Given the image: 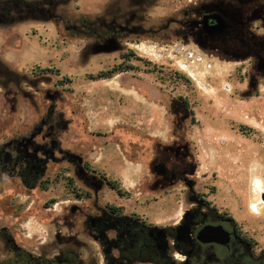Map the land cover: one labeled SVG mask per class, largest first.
Segmentation results:
<instances>
[{
	"label": "rangeland",
	"instance_id": "374dc122",
	"mask_svg": "<svg viewBox=\"0 0 264 264\" xmlns=\"http://www.w3.org/2000/svg\"><path fill=\"white\" fill-rule=\"evenodd\" d=\"M211 1L0 0V232L34 254L71 244L105 263L89 216L147 200L153 217L177 219L181 165L194 163L187 178L234 217L260 197L250 182H264V19L230 1L212 33L257 32L261 51L213 43L201 25ZM120 64L129 69L90 77ZM174 144L189 159L165 154ZM259 203L239 222L264 244Z\"/></svg>",
	"mask_w": 264,
	"mask_h": 264
},
{
	"label": "flooded vegetation",
	"instance_id": "af4514ba",
	"mask_svg": "<svg viewBox=\"0 0 264 264\" xmlns=\"http://www.w3.org/2000/svg\"><path fill=\"white\" fill-rule=\"evenodd\" d=\"M230 1L236 2L233 8L242 18H246L245 9L250 12L251 22L254 16L264 19V5L257 8L259 0H213L201 14L206 37L213 43L231 40L261 51L257 49L261 41L257 32L249 34L247 39L237 36L218 39L212 33L221 7ZM186 146L174 144L163 150L165 154L175 152L186 160L190 157ZM179 167H183L179 170L181 183L187 191L183 199H179L177 219L166 222L153 217L145 209L150 205L147 200L145 205H134L129 212L119 207L115 211L104 208L97 215L89 216L87 223L100 243L105 263L86 261L81 251L71 244L57 252L46 249L34 254L18 245L3 229L0 238L5 239L6 247L0 254V264H264L261 240L251 234L245 224L233 219L223 201L212 197L206 187L199 189L195 181L187 178L188 172L196 169L194 163Z\"/></svg>",
	"mask_w": 264,
	"mask_h": 264
},
{
	"label": "trees",
	"instance_id": "16d2710c",
	"mask_svg": "<svg viewBox=\"0 0 264 264\" xmlns=\"http://www.w3.org/2000/svg\"><path fill=\"white\" fill-rule=\"evenodd\" d=\"M128 67H133V66H128ZM129 68H125L123 65H117V66H114L113 68L109 69V70H103V71H100L96 74H91L90 77L93 79V80H99V79H106V78H111L113 76H115L116 74L122 72V71H125V70H128ZM44 70H49L48 68L44 69ZM68 81H71L69 78H67ZM184 104L189 108V103L187 100L185 99H182ZM23 156H25L22 152H20L15 160L17 161L18 159H21V158H24ZM23 173V178L26 182L32 184V183H35V181H37V178H36V175L33 173L32 175L30 174V171L27 169H24L22 171ZM105 179L107 180V183L114 189L118 190V192L120 194H123L124 195V192L125 190L120 186V184L116 181V180H113V179H108L105 177ZM117 206H110V209L113 211L117 210ZM235 220V218H233Z\"/></svg>",
	"mask_w": 264,
	"mask_h": 264
},
{
	"label": "bare ground",
	"instance_id": "6f19581e",
	"mask_svg": "<svg viewBox=\"0 0 264 264\" xmlns=\"http://www.w3.org/2000/svg\"><path fill=\"white\" fill-rule=\"evenodd\" d=\"M250 183H251L250 192H253L254 194H257V197H258V195L260 196L256 200L248 201L249 202V208L252 210V212L254 214H256L257 212L259 213V208H260V205H261L259 202L264 203L263 202V200H264V182H263V180L261 178H259L257 176H254V177L251 178V182Z\"/></svg>",
	"mask_w": 264,
	"mask_h": 264
},
{
	"label": "crops",
	"instance_id": "0c3cea01",
	"mask_svg": "<svg viewBox=\"0 0 264 264\" xmlns=\"http://www.w3.org/2000/svg\"><path fill=\"white\" fill-rule=\"evenodd\" d=\"M236 211L238 212V215H236L237 217H234V215H233V217L236 219V220H240L241 219V221H246V216L248 215L247 213L249 212V202L248 201H245V204L240 208V209H236ZM232 213V212H231ZM252 229H254V228H248V230H249V232L251 233V234H254L255 235V233L252 231ZM257 237V239H260V235H258V236H256Z\"/></svg>",
	"mask_w": 264,
	"mask_h": 264
},
{
	"label": "built area",
	"instance_id": "2783aa9c",
	"mask_svg": "<svg viewBox=\"0 0 264 264\" xmlns=\"http://www.w3.org/2000/svg\"><path fill=\"white\" fill-rule=\"evenodd\" d=\"M193 55H194L193 52H189V57H190V58L193 59V58H194ZM198 59H199V58H198Z\"/></svg>",
	"mask_w": 264,
	"mask_h": 264
},
{
	"label": "water",
	"instance_id": "95a60500",
	"mask_svg": "<svg viewBox=\"0 0 264 264\" xmlns=\"http://www.w3.org/2000/svg\"><path fill=\"white\" fill-rule=\"evenodd\" d=\"M217 23H218L217 26L221 24L220 18H217Z\"/></svg>",
	"mask_w": 264,
	"mask_h": 264
}]
</instances>
